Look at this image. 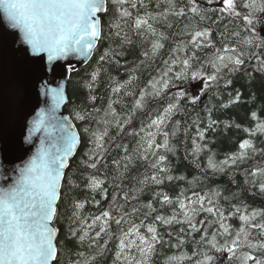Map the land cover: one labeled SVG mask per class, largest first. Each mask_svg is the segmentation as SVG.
<instances>
[{
    "label": "trees",
    "instance_id": "obj_1",
    "mask_svg": "<svg viewBox=\"0 0 264 264\" xmlns=\"http://www.w3.org/2000/svg\"><path fill=\"white\" fill-rule=\"evenodd\" d=\"M171 2L175 4L176 10L183 8L187 15L177 17L171 14L168 11L169 0H144L146 7L138 5L136 9L130 8V11L133 17L137 14L145 16L146 13L156 17L155 20H150L156 35L135 29L130 18L121 37H116L113 34L115 29L109 28L116 15L109 0V11L101 18L104 38L101 39L92 61L85 68L71 72L68 85L70 101L66 112L80 133L81 147L67 171L58 204L55 226L60 231L59 264H74L77 260H90L91 264H135L133 258H140L135 247L131 252L125 251L120 259H117V252L120 251L119 237L134 225L141 226L139 232L146 238L151 236L147 232L149 225L155 226L158 233V242L148 264H169L172 257L179 258L178 261H173V264H195L196 261L205 259V253L213 258L210 264H241L237 257L243 253H251L264 259V250L253 251L241 247L237 257H233L227 252L211 248L201 239L205 232L208 239L217 234L220 244L225 241V237L218 232V218L200 211L194 217L200 230L192 231L184 222L178 203L183 200L185 204H190L191 201L187 198L194 200V193L211 196L215 205L223 210L227 217L224 223L228 224L233 232L242 226L240 214L235 213L236 208H241L242 213L246 209L247 214L253 211L264 214V193L260 192L258 187L262 178H254L251 175L254 170L264 168V135H250L245 131L255 129L257 123H264V71L259 69L256 57L249 59L246 55L244 64L237 71H231V65L222 68L217 80H206V85L201 91H192V86L199 81L172 79L162 96L155 99L146 96L145 107L132 113L140 92L144 89L150 92V81L154 77L159 78L165 69L164 61H168L170 57L175 59L177 56H190L195 52L193 69L202 67L205 75H212L215 70L208 61L214 58L216 50L225 46L237 47L241 38L248 35L243 31V23L239 19H220V13L209 11L207 16L210 19L201 21L188 11V0ZM197 2L202 8L212 9L220 6L219 3L207 5L206 0ZM165 13H168L166 19L163 15ZM196 26L211 28V46L193 49L188 44L190 37L187 33ZM263 29L264 25L257 26L261 36ZM237 31L240 32L239 37L233 35ZM124 33H127L130 43L122 39ZM160 34H163L164 39H160ZM153 41H159L163 47L154 57H146L144 53H151ZM178 47L181 51L174 52ZM185 47L187 51L184 50ZM106 50H111L114 55L100 61V56ZM244 50L246 53H264V50ZM261 58H264V54ZM97 69L100 70V75L94 82L91 74ZM179 70L180 64L177 62L173 65V73ZM169 76H172V73H169ZM117 83L124 87L119 93L113 94L111 88ZM179 92H184L185 95L177 100L176 94ZM91 96L96 97L94 102L90 99ZM192 97H196L195 103H192ZM169 103H177L178 107L166 124L159 132L155 127L149 128L151 120L157 115H162L163 109ZM109 104L121 121L131 115L130 122L123 125L122 131H118L112 123L113 117L110 114L105 115L109 111ZM76 112L90 116L85 120H77ZM253 112L257 114L258 119L252 118ZM105 120L109 123H103ZM105 127L108 128V137L105 138L107 151L103 153V160L97 169L87 168L82 161L88 160L86 154L94 147L89 133L102 131ZM85 128L89 129V133L84 132ZM201 132L203 138L200 136ZM149 133H155L156 144L163 145L167 139L168 148L160 147L155 149L154 154L147 153L148 158L145 160L141 158L143 148L140 146H147L146 141L151 139ZM164 133H167V137ZM246 139L252 141L257 151L252 153L249 150L245 158L237 160L234 164L229 160V164L224 165L225 160L241 152L239 145ZM161 155L165 157L162 162L159 161ZM126 156L131 159L125 160ZM210 159L217 168H223V171L210 168ZM154 163L157 167H153ZM126 164L127 168L124 167ZM161 168L166 171H160ZM89 174L104 181V192L99 189L92 191L87 187L86 177ZM153 175L162 180V183L152 181ZM169 176L172 179H168ZM253 180L257 184L256 187L252 186ZM69 181L78 187H72ZM216 193L219 195H215ZM164 195H167L172 203H164ZM73 200L84 204V207L78 210L77 218L73 217ZM149 204L152 209L147 207ZM134 209L136 211H133ZM104 211H109L112 216V219L107 221L106 232L101 231L104 221H97L89 228L88 225L93 224V219ZM174 215L175 219L170 224L155 219L157 216L172 219ZM189 215L192 213L189 212ZM121 217L123 219L117 225L115 220ZM256 222L264 223V215H258ZM69 227L76 229L78 235L83 234L81 229L88 231L89 236L81 243L69 235ZM249 231V238L253 242L264 241V233L259 229ZM98 232L99 238L92 240ZM130 238L136 239L135 236ZM136 242L139 243L138 240ZM81 253L82 256L79 255ZM248 264L254 262L249 261Z\"/></svg>",
    "mask_w": 264,
    "mask_h": 264
},
{
    "label": "snow or ice",
    "instance_id": "obj_2",
    "mask_svg": "<svg viewBox=\"0 0 264 264\" xmlns=\"http://www.w3.org/2000/svg\"><path fill=\"white\" fill-rule=\"evenodd\" d=\"M115 8V19L109 24L110 29H115L113 33L116 37H121L124 27L128 24L129 19H132L133 27L137 30H144L156 35L150 20H155L156 17L151 13H146L145 16L136 15L133 17L131 9L146 7L144 0H111ZM219 3L218 8H202L197 0H188V11L194 16L199 17L201 21L210 19L207 16L209 11L220 13V19L230 18L234 21L239 19L243 23V31L248 35L241 38L239 46L217 49L214 58L208 63L211 64L215 72L212 75H205L202 67L193 69V61L196 59L195 52L190 56L185 55L183 58L177 56L172 57L168 61H164L165 69L161 72L159 78H153L150 81L151 91L144 89L139 94V99L135 100L132 113L135 110L145 107L146 96H151L153 99L160 97L169 88L172 79L181 81H216L222 68H228L231 65V71H237L243 64L245 56L251 59L253 56L257 59L259 69L264 71V58H261L259 51L247 52L244 49L264 50V36H261L257 31L258 25H264V0H206L207 5ZM109 0H0V13L11 29L18 31L21 35V41L27 46L28 50L34 57L43 59L46 57L47 62L54 67L50 69L55 73V66L58 62L59 66L66 73L74 72L75 66L71 63L73 57H90L96 50L98 43L104 38V31L101 23V15L107 13ZM127 5V7H126ZM245 9L247 11H242ZM171 14L177 17H184L187 13L183 8L176 10L174 3L169 0V10ZM165 13L164 18H167ZM216 21H213L215 23ZM190 37L188 44L193 49L201 47H209L212 45L211 28L210 27H192L187 33ZM233 35L239 37L240 32H234ZM122 39L130 43L127 38V33H124ZM160 39H164L163 34H160ZM163 47L159 41H153L151 53L145 52L147 57H153ZM187 51V47L184 49ZM178 47L174 52H179ZM114 55L111 50H106L101 56L100 61H104ZM177 62L180 64V70L173 73V65ZM172 73V76H169ZM100 75V70L92 72L91 79L96 81ZM124 85L119 83L111 88L113 94L119 93ZM131 93H129L130 95ZM44 95L50 98V104L45 110H41L38 119L33 122L32 132L43 130L46 134V141L41 140L40 147L37 148L35 154L27 160L22 166L12 169L5 175L0 173V264H59L60 249L57 242L59 230L53 227L57 220L58 203L61 199L62 182L64 180V170L68 167V161L75 153L79 143L80 134L76 131L75 124L67 119H62L58 116V111L62 105L68 101L62 85L51 86L46 85ZM185 95L184 92L176 94L177 100ZM239 97H237L238 99ZM90 99L94 102L96 97L91 96ZM192 103L196 102V97H192ZM177 103H169L163 109L162 115L151 120L149 128L155 127L157 132L164 126L167 120L172 116L177 109ZM109 111L105 115L113 117L112 123L115 124L118 131H122L123 125L131 120L129 115L125 120L121 121L118 114L112 109V105H108ZM94 111H98L94 109ZM90 114L82 115L80 112L75 113V119L85 120ZM254 120L258 119L255 112L252 113ZM108 124V121H103ZM250 135L260 133L264 135V123H257L255 129L249 130ZM85 133H89V129H84ZM92 138L93 148L86 154L87 161H82L87 168L97 169L98 164L103 160V153L107 151L105 138L108 137V128L105 127L102 131H93L89 133ZM151 139L146 141L147 146L141 145L143 153L141 158L147 160V153L155 152V149L160 147L168 148L167 139L163 145L155 143V133H149ZM167 137V133H164ZM203 138V133H200ZM241 152L230 157L223 162L224 165L229 164V160L234 164L237 160L245 158L250 150L255 153L257 149L251 140H244L239 145ZM127 152V148L124 149ZM199 146H197V151ZM139 151V149H138ZM125 160L131 158L126 156ZM163 155L159 156V161H164ZM209 167L214 171H223V168H217L213 161L209 160ZM125 168L128 165H124ZM157 167V164H153ZM160 171H166L161 168ZM251 175L256 178H262L258 187L260 192L264 193V168L254 170ZM172 179L171 176L167 177ZM87 187L92 191L100 190L104 181L97 178L95 175L89 174L86 177ZM151 180L155 183H162V180L153 175ZM72 187H78L69 181ZM252 186L256 187L255 180ZM183 195V194H182ZM196 198L190 204H185L183 200H179V206L182 210L184 222L189 225L192 231H199L197 223L194 221L195 215L200 212H206L218 218L219 235L225 237L223 244L217 240V234H213L208 239L207 233L202 236V241L208 243L211 248L220 252H227L230 256L237 257V253L241 247H247L253 251L264 250V241L253 242L249 237L251 232L249 229H259L264 233V223L256 222L258 215H264L255 211L247 214L246 209L236 208L235 213L240 214L239 219L242 226L238 231L233 232L230 226L224 223L225 217L223 210L219 209L211 196L193 194ZM215 195H219L216 193ZM127 199V196L124 197ZM115 200V197H113ZM164 203H172L167 195L163 196ZM72 207L74 209L73 217L77 218L78 210L84 207L82 202L73 200ZM152 209V205H147ZM133 211H136L135 209ZM189 212L192 215H189ZM112 216L109 211H104L100 216L93 219V224L88 225L92 228L97 221H104L101 225V231L106 232L107 221L111 220ZM120 219H116L115 223L119 225ZM156 220L164 224L172 223V219L164 216L155 217ZM179 222V221H177ZM202 223V222H201ZM138 225H134L124 232L119 237V249L117 259L127 252H131L135 247L140 258L135 259V264H148L151 254L155 250V244L158 242V233L153 225L147 227V232L151 234L146 238L139 232ZM222 230V231H219ZM83 234L78 235L77 230L69 227V235L75 237L81 243L84 238L89 236L88 231L80 230ZM183 231V229H182ZM100 233H96L98 239ZM135 236L136 239L130 237ZM139 241L137 244L136 241ZM106 247V245H105ZM103 253L101 252V255ZM79 255H83L82 253ZM204 260H198L195 264H210L213 259L205 253ZM127 259V257H125ZM238 259L241 264H248L253 261L254 264H264V259H260L251 253H243ZM93 260L95 257L92 258ZM179 258L172 257L169 264L173 261H178ZM74 264H91L90 260H77ZM131 264V262H130Z\"/></svg>",
    "mask_w": 264,
    "mask_h": 264
},
{
    "label": "water",
    "instance_id": "obj_3",
    "mask_svg": "<svg viewBox=\"0 0 264 264\" xmlns=\"http://www.w3.org/2000/svg\"><path fill=\"white\" fill-rule=\"evenodd\" d=\"M99 44L100 42L97 48ZM95 52L87 58H70L71 63L75 69L85 68L92 61ZM60 63L67 62H58L55 73L51 72L50 69L54 66L47 62L46 57H34L22 43L20 33L11 29L0 13V173L7 175L12 169L22 166L35 154L41 140L46 141L43 130L32 132L33 122L38 119L41 110H45L50 104V98L44 95L46 85L63 86L68 101L61 106L58 116L74 124L66 112L70 101L68 85L71 73H66L59 66ZM76 131L79 133L77 127ZM80 147L81 137L64 170V180ZM53 227L57 228L55 222ZM59 237L60 231L57 242Z\"/></svg>",
    "mask_w": 264,
    "mask_h": 264
}]
</instances>
